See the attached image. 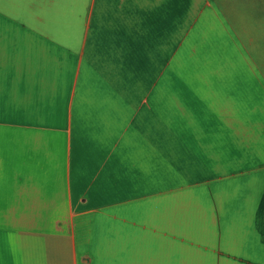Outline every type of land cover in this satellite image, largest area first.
I'll return each mask as SVG.
<instances>
[{"label": "crops", "instance_id": "obj_1", "mask_svg": "<svg viewBox=\"0 0 264 264\" xmlns=\"http://www.w3.org/2000/svg\"><path fill=\"white\" fill-rule=\"evenodd\" d=\"M0 264H264V0H0Z\"/></svg>", "mask_w": 264, "mask_h": 264}]
</instances>
